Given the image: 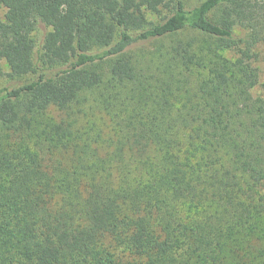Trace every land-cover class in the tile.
Instances as JSON below:
<instances>
[{
	"label": "trees",
	"instance_id": "trees-1",
	"mask_svg": "<svg viewBox=\"0 0 264 264\" xmlns=\"http://www.w3.org/2000/svg\"><path fill=\"white\" fill-rule=\"evenodd\" d=\"M260 42L264 0H0V264H264Z\"/></svg>",
	"mask_w": 264,
	"mask_h": 264
},
{
	"label": "rangeland",
	"instance_id": "rangeland-1",
	"mask_svg": "<svg viewBox=\"0 0 264 264\" xmlns=\"http://www.w3.org/2000/svg\"><path fill=\"white\" fill-rule=\"evenodd\" d=\"M40 35H41L40 33L39 34L37 33V39L41 37ZM257 52L259 53V56L257 57V59L259 60L257 61V65L260 71V79H259L258 86H256V88L254 89V93L264 94V42H260L258 44ZM2 67H3L5 74L0 78V88L5 87V86L7 87L18 86L19 84L24 82L26 78H28L27 76H25L19 79H12L7 74L10 71V67L5 60H3L2 62Z\"/></svg>",
	"mask_w": 264,
	"mask_h": 264
}]
</instances>
